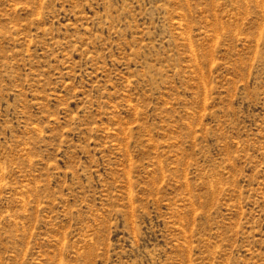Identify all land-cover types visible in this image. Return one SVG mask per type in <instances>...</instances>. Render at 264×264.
<instances>
[{"label":"rangeland","instance_id":"374dc122","mask_svg":"<svg viewBox=\"0 0 264 264\" xmlns=\"http://www.w3.org/2000/svg\"><path fill=\"white\" fill-rule=\"evenodd\" d=\"M0 264H264V0H0Z\"/></svg>","mask_w":264,"mask_h":264}]
</instances>
